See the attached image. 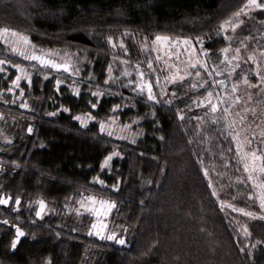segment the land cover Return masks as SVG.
<instances>
[{"label":"trees","instance_id":"1","mask_svg":"<svg viewBox=\"0 0 264 264\" xmlns=\"http://www.w3.org/2000/svg\"><path fill=\"white\" fill-rule=\"evenodd\" d=\"M243 3L244 0H0V27L28 35L38 48L77 51L82 60L80 76L75 79L82 90L79 95L72 91L74 79L37 69L30 85L27 80L19 84L27 108L20 107L21 103L7 91L15 69L9 66L0 72V96L4 97L0 99V115L16 121L19 127L13 138H0V194L11 196L9 206L0 205V221L7 218L17 223L18 216L19 226L26 233L18 248L12 250L14 229L0 224V264H44L45 260L51 264H264V219L245 216L221 204L226 201L264 216L258 202L248 199L251 185L236 183L238 177L246 180V174L235 159L231 137L221 134L222 121L214 124L209 115L191 106L194 99L205 96L211 82L195 91L188 88L189 79L175 87L169 85L165 98H171L173 92L176 98L170 106L163 107L147 102L146 96L136 97L129 88L105 84L110 62L116 76L120 73V59L132 64L139 61L146 70L148 58L155 60V53L141 51L140 41L148 37L150 44L157 33L193 40L202 36L211 58L220 61L219 50L228 42L223 35L216 36V29ZM243 20L245 30H236L231 46L249 35L252 25L264 21V9L253 10ZM125 30L130 35L122 37ZM108 36L117 44L123 38L127 55L119 47L113 49ZM6 48L0 41V59L28 65ZM251 68L254 66L249 65L248 79L256 82ZM90 74L96 79L83 82ZM149 78L155 81L153 75ZM58 79L63 81L59 90ZM124 83L121 79L120 84ZM98 89L104 95L92 109L89 102L97 100L91 92ZM116 92L122 95H112ZM115 104L132 106L121 108L115 115L121 125L130 124L132 134L141 133L135 136L136 143L99 132V122L107 121ZM189 106L191 110L184 112L183 121L178 119L177 110ZM89 113L95 119L85 127L73 119ZM218 114L223 116L222 111ZM196 116L202 117L199 134L198 121L190 119ZM248 118L252 126L255 120L253 116ZM138 119L139 123H132ZM113 150L121 156L113 158L111 171L102 170L104 157ZM225 160L229 161L227 166ZM202 166L210 170L209 177L204 176ZM97 176L105 181L104 185L93 181ZM118 177L119 187L114 190L111 186ZM209 179L218 196L211 195ZM81 194L116 202L106 219L109 229L121 226L116 230L125 238L124 245L89 235L94 217L83 209L77 214ZM17 196L21 204L14 212ZM40 199L48 208L42 218H37L35 202Z\"/></svg>","mask_w":264,"mask_h":264},{"label":"snow or ice","instance_id":"2","mask_svg":"<svg viewBox=\"0 0 264 264\" xmlns=\"http://www.w3.org/2000/svg\"><path fill=\"white\" fill-rule=\"evenodd\" d=\"M255 9H264V3L258 2V0H244V3L239 9L219 23L218 29H216V36L219 37L223 35L225 41L228 42L226 47L219 50L222 56L219 64H213L211 62V54L209 50L204 47V37L197 36L193 40L192 37L178 36L173 38L169 35L157 33L151 38L150 44L148 37H144V39L140 41L141 51H148L156 54L155 60L148 58L146 70L142 67L141 62L139 61L132 66L130 60L120 59L119 63L124 65V68L121 71L120 76H113V63L110 62L106 70L108 72V77L105 80V84L119 85L121 88H129L136 97L139 98L146 96L147 102L163 107L170 106L176 98L175 92L172 93L171 98H165L169 85L175 87L186 79H191L193 82L188 85V88L195 91L206 87L208 81H210L211 88L209 91L204 97L194 99L191 102V106L202 108L205 105H208L209 113H205V115L211 114L212 123L219 125L221 121L223 122V127L220 130L221 134L231 137L235 147V159H237L238 163L242 164L243 173L246 174V180L242 181L241 178L238 177L236 183L243 182L251 185V190L248 191V199L258 202L261 212H264V130L259 131V134L257 135L255 129L244 127V125L248 123L247 114L249 112L255 117L256 110L254 108L245 107L241 112L236 113H233L232 111L234 107H238L242 102V97L238 94L239 86L241 84L249 89L257 87V85L250 83L247 72L244 73L240 80L233 79V74L238 68H240L241 62H252L255 67L251 68L249 71L255 73L257 84H264V45L257 42L256 47L245 56L243 55V52L247 51L246 45L250 37L243 38L240 41L239 47L233 49L231 42L235 37L234 35H227L229 30L232 33H235L244 23V20L241 19V17H250L252 11ZM129 35L130 33L125 30L122 37H127ZM131 35L133 36V39H135V34ZM260 35L264 36V33H260ZM0 39H2L3 43L8 46L6 51L10 50L12 54L21 57L24 61L28 62V67H25L21 63H13L10 65L15 69L17 75L12 79L11 84L7 89L8 92H12L13 88L19 86L22 80H27L30 85L31 76L37 69L41 72L46 70L55 72L63 71L72 77H76L80 73V68L73 66V61L68 53L65 52L63 56H61L58 51L37 49L36 46L31 43L29 36L20 31L9 27H0ZM208 39L211 40V37H208ZM107 42L113 49L119 47L127 55L128 49L124 44L123 38H121L117 44L112 36H108ZM197 45L199 47H197ZM185 54L187 55V59L181 60V55ZM8 63L10 62L0 59V71H3L4 65ZM156 65H159V68H157ZM133 72L136 77L135 80L131 78ZM225 72L227 73L226 78L218 79V77ZM153 74H155L154 82L149 78ZM122 78L126 79V83L120 84ZM92 79L96 78L92 77L90 74L89 78L85 79L83 82H90ZM62 83L63 81L59 79L56 81L57 90H59V86ZM71 87L75 95H79L82 91L76 86L75 80ZM261 91H264V88H262ZM21 94H23V89H21ZM185 94H187V92ZM103 95L104 92L99 89L91 92V96L97 100V103L89 102L92 109L97 108ZM112 95L119 96L122 95V93L116 92L112 93ZM251 100L252 94L249 93L247 95V100L244 101V103ZM191 106L186 110H177L176 114L178 119L183 121L185 118L184 112L190 111ZM20 107L27 108L28 105L23 103ZM129 107L132 106L122 104L113 105V108L111 109L113 114L108 117L107 121L102 120L99 122V132H106L109 137L116 136L118 139H131L132 143H136L135 136H138L141 133L137 132L132 134L130 132V124L123 123L121 125L118 122L119 118L115 115V113L121 108ZM63 111L69 112L70 110L68 108H63ZM221 111L223 113L222 117L218 114ZM49 115L53 114L49 113ZM153 115H155V113H153ZM237 117L239 119H237ZM262 118H264V116H262ZM73 119L79 121L81 127H85L89 121L94 120L95 117L89 113L86 115H77L73 117ZM190 119L198 121L199 134V122H201L202 117L196 116L191 117ZM132 123H139V119ZM238 127L241 129L240 131H237ZM28 131H32L31 126H29ZM205 139H208V137H205ZM189 142L191 143V141ZM229 152H231V149H229ZM120 156L121 153L117 150L110 152L104 157L100 165L101 169L108 168L109 171H111L110 166L113 158ZM221 157L223 158V153L221 154ZM228 163V160L224 161L225 166H227ZM13 165L18 167V165L15 164V161H13ZM201 170L206 178L209 177L210 170L208 168L202 166ZM237 171H239V169H237ZM93 181L99 185L105 184V181L100 179L99 176L94 177ZM119 182L120 178L118 177L117 183L111 187L114 190L118 189ZM208 187L213 188L211 193L212 196H218L211 179L208 180ZM10 201L11 196L5 197L3 194H0V205L9 206ZM15 203L16 208H13L14 212L17 211L21 204V197L17 196ZM35 203L38 205L35 211V216L37 218H42L45 215L47 205L43 199H40ZM77 203L79 205L76 209L77 214H81V209H83L85 212H90L95 217L89 228V235H95L101 239L113 241L115 244L119 245H124L126 243L125 238L118 235L116 230L120 229L121 226L115 225L112 229H109V222L106 219L109 216V213L116 208L115 201L98 199L92 195L84 197L81 194V200L77 201ZM221 204H226L228 208H231L235 212L243 213L245 216L264 219V216H261L256 212L237 208L226 201H221ZM17 221V223H12L7 218L0 221V224L8 226L10 229H14V235L10 242V249L12 250H16L21 238L26 236L25 231L19 226L18 216ZM122 230L127 231L126 228H123ZM244 233H248L246 227L244 228ZM57 235H59V233H57ZM252 247L255 248L256 245H252ZM241 251H244V248H241ZM44 264H51V262L45 260Z\"/></svg>","mask_w":264,"mask_h":264},{"label":"rangeland","instance_id":"3","mask_svg":"<svg viewBox=\"0 0 264 264\" xmlns=\"http://www.w3.org/2000/svg\"><path fill=\"white\" fill-rule=\"evenodd\" d=\"M258 2H261V3H264V0H258ZM256 10V9H255ZM241 19H243V17H241ZM245 23H243L238 29L243 28V30H245V27L246 26H243ZM237 29V30H238ZM250 32V30H248ZM260 33H264V21L261 22V23H258L257 25L253 26L252 25V30L250 32V34H246L245 37H250L246 47H247V51L246 52H243V55H247L248 53H250L255 47H256V43L259 42L261 45H264V36H261ZM228 34H230V36H233L235 33H232L230 30L228 32ZM252 36V37H251ZM252 38H254L255 40L253 41ZM1 42H3L2 39H0ZM240 41L235 45V46H232L233 49H235L236 47H239L240 45ZM4 44V43H3ZM8 47V46H7ZM197 47H199L197 45ZM37 49H42V48H38L36 47ZM44 50H52V51H58L61 56H63V54L66 52L69 54V56L71 57V60L73 61V66L74 67H79L81 68L80 66L82 65V60L80 58V55H78L77 51H70V50H60V49H44ZM156 55V54H155ZM18 57V56H17ZM59 59V58H58ZM181 60H186L187 59V55H181ZM18 60H21V57H18ZM221 61V60H220ZM220 61H215L211 58V62L213 64H219ZM20 63V62H19ZM119 63V61H118ZM11 65V63H8L6 65H4V68H3V71L7 70V67H9ZM135 64H132V66H134ZM249 65H252L255 67V65L252 63V62H248V63H243L241 62V65H240V68H238L236 70V72L233 74V79L234 80H240L241 77L244 75L245 72H247V70L249 69ZM119 66L118 67V70L121 71L123 70L124 68V65H121L119 63ZM211 66V65H210ZM25 67H28V65H25ZM157 68H159V65H156ZM81 70V69H80ZM1 72V71H0ZM16 72V71H15ZM55 72V71H54ZM56 75L58 76H61V77H68L70 79H78L79 76H80V73L78 76L76 77H72L70 76L68 73H64L63 71H60V72H55ZM120 73L118 74L120 76ZM236 73H239L236 77ZM114 74V75H113ZM116 72L114 73V70L112 72V75L113 76H116L115 75ZM17 75V72L15 74L14 77H16ZM206 75V74H205ZM227 76V73H223L220 77H218V79H225ZM131 78L133 80H135V74L134 72L132 73V76ZM153 78L155 80V74H153ZM126 81L125 78H122ZM193 81L191 79H189V85L192 83ZM251 84H254V85H257L256 88H252V89H249L247 88L245 85L241 84L239 86V95L242 97V102L240 103V105L238 107H234L232 109L233 113H236V112H241L243 110V108L245 107H248V108H254L256 110V115L255 117H253V119L255 120L254 121V124L251 126L250 125V119L248 118V116H253L251 112L248 113L247 115V120H248V123L244 125V127H251L252 129H255L256 132H257V135L259 134V131L261 130H264V118H262V116H264V91H261L262 88H264V84H257V81L256 82H251ZM230 87V86H229ZM19 86L17 87H14L13 88V91L11 92L14 96L11 97L13 99H15L16 101H18L19 103L23 104V103H26L27 104V99L25 98L24 96V92L23 94H21V90H19ZM251 93L252 94V100L251 101H248L247 103H244V101L247 100V95ZM4 97L0 96V99L1 100H4L3 99ZM11 98L10 101H11ZM240 107V108H239ZM197 108V107H195ZM198 109V112L202 113V114H205V113H209V106L208 105H205L204 107L202 108H197ZM210 118H211V114H209ZM237 119H239L237 117ZM8 120V121H7ZM0 122L3 123L5 122L6 125L2 124V126H0V138L3 139V140H9L12 136V138L15 136V131L14 130H19V127H18V123L16 121H12V120H9V119H5L4 116H1L0 115ZM241 129L238 127L237 128V131H240ZM255 146V145H254ZM47 205V204H46ZM48 208V205L46 207V209ZM45 209V210H46ZM90 213V212H89ZM91 214V213H90ZM92 215V214H91ZM93 216V215H92ZM94 217V216H93ZM95 219V217H94Z\"/></svg>","mask_w":264,"mask_h":264}]
</instances>
